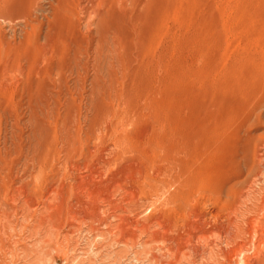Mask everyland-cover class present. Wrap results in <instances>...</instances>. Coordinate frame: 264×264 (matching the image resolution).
I'll return each instance as SVG.
<instances>
[{"label":"rangeland","instance_id":"rangeland-1","mask_svg":"<svg viewBox=\"0 0 264 264\" xmlns=\"http://www.w3.org/2000/svg\"><path fill=\"white\" fill-rule=\"evenodd\" d=\"M263 201L264 0H0V264H259Z\"/></svg>","mask_w":264,"mask_h":264},{"label":"bare ground","instance_id":"bare-ground-1","mask_svg":"<svg viewBox=\"0 0 264 264\" xmlns=\"http://www.w3.org/2000/svg\"><path fill=\"white\" fill-rule=\"evenodd\" d=\"M245 162V161H244ZM220 174V173H219ZM262 175H259L258 177L260 178ZM252 177V176H251ZM257 177V176H256ZM218 178V177H217ZM257 179V178H256ZM223 180V179H222ZM262 180V179H261ZM216 187V186H215ZM223 189V188H222ZM227 189V188H226ZM230 189V188H229ZM217 190H219V189H217ZM232 189H230L229 191H231ZM223 191V190H222ZM228 192V191H227ZM226 192V193H227ZM244 192V191H243ZM226 193H224V194H226ZM229 193H227L226 195H228ZM230 194H232L231 192H230ZM248 194V193H247ZM221 195V194H220ZM243 195V194H242ZM240 196L239 197V199L240 200H242L243 199V201H244V203H246V198L244 197V196ZM223 197V196H222ZM237 197V196H236ZM225 203V202H224ZM243 203V204H244ZM254 203V202H253ZM239 204V203H238ZM263 205L262 206H264V201H263V203H262ZM240 205V204H239ZM220 207V206H219ZM222 207V206H221ZM240 208V206H238V205H236V206H234L233 208H232V213L231 214H233L232 215V217H231V219H230V221L229 220H227V221H229V224H230V229L229 228H227L228 230H227V234L226 233H224V235L227 237V239L226 238H224V240L226 239V243H227V245H228V247H232L233 246V250H234V248L236 247V249H237V251L235 250V252H238V250L239 251H241L242 252V250L244 251L245 250V248H246V246L247 247H249V246H251L250 245V243L249 244H247V241H248V239L246 240V237H247V234H246V232H245V227L246 226H249V227H256L257 228V226H261V227H263L262 229H264V214L263 215H261L260 216V214L259 215H252V216H250V215H248L249 214V210L247 211V212H241V210L239 209ZM262 208H264V207H262ZM253 209V208H252ZM255 209V208H254ZM220 210H221V208H220ZM260 211H262V209H260L259 208V212ZM230 213H229V215H230ZM264 213V212H263ZM221 214V213H220ZM262 214V213H261ZM231 216V215H230ZM229 216V217H230ZM229 219V218H228ZM227 225H228V223H227ZM222 227V226H221ZM220 227V228H221ZM258 227V229H260ZM215 228H217V227H215ZM219 228V229H220ZM255 228V229H256ZM219 229H215V230H212L211 231V235H215V234H217V230L219 231ZM249 229V228H248ZM258 229H257V231H258ZM261 229V230H262ZM224 230H226L225 228H224ZM224 230H221V231H224ZM246 230H247V228H246ZM251 231V230H250ZM264 231V230H263ZM226 232V231H225ZM254 232V231H253ZM262 232V231H261ZM207 233V232H206ZM220 233V232H219ZM249 233V232H248ZM264 233V232H263ZM244 234H246V237H245V242H246V244L245 243H243V244H245L246 246H245V248L244 249H242V246H244V245H242L241 246V243H240V241L239 240H241L243 237H244ZM252 234V233H251ZM253 234H256V230H255V233H253ZM257 234H258V232H257ZM218 235V234H217ZM221 235V234H220ZM259 235V234H258ZM264 234H262V236H263ZM224 236V237H225ZM248 236H249V234H248ZM252 236V235H251ZM254 236V235H253ZM256 236V239L258 238L257 237V235H255ZM255 236H254V238H255ZM260 236V235H259ZM262 236H260L259 237V239L262 237ZM202 237V236H201ZM250 237V236H249ZM248 237V238H249ZM220 238H222V237H220ZM251 238V237H250ZM253 238V237H252ZM263 238V237H262ZM264 239V238H263ZM254 240V239H253ZM258 240V239H257ZM223 241V240H222ZM242 241V240H241ZM250 241V240H249ZM258 241H260V240H258ZM264 241V240H263ZM224 242V241H223ZM251 242V244H252V241H250ZM261 242V241H260ZM213 243V242H212ZM225 243V244H226ZM262 243V245H263V242H261ZM224 244V247H226V245ZM230 245V246H229ZM236 245V246H235ZM249 245V246H248ZM264 246V245H263ZM226 249H228V248H226ZM247 249V248H246ZM250 248H248V253L247 254H249V250ZM262 250V249H261ZM228 251V250H227ZM227 251H226V254H227ZM245 251V252H246ZM223 252H225V251H223ZM233 252V251H232ZM232 252H230V253H232ZM245 252L243 253H241V255H245ZM264 252V251H263ZM229 253V254H230ZM237 254V253H236ZM258 255L260 254V250H259V252L257 253ZM232 255V254H231ZM231 255L230 256H228V257H231ZM233 255H235V254H233ZM232 255V256H233ZM238 255H240V253L238 252ZM257 255V257L259 258V256ZM263 255V257H264V254H262ZM227 256V255H226ZM237 255H235V257H236ZM245 256H247V255H245ZM255 256V255H254ZM243 257V256H242ZM256 257V256H255ZM261 257L262 256H260V259H261ZM262 257V258H263ZM234 258V257H233ZM252 258V257H251ZM229 259V258H228ZM231 259V258H230ZM229 259V260H230ZM243 259H244V257H243ZM243 259H240L241 261L243 260ZM257 259V258H256ZM235 260V259H234ZM234 260H233V262H234ZM254 260V259H253ZM253 260H251L250 258H245L242 262L244 263V264H256L257 263V260L254 262ZM259 261V260H258ZM227 263V262H226ZM230 263V262H229ZM241 263V262H240ZM264 264V261L261 259V261L259 262V264ZM234 264V263H233Z\"/></svg>","mask_w":264,"mask_h":264}]
</instances>
